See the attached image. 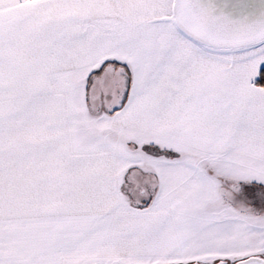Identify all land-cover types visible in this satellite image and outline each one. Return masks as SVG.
<instances>
[{
    "label": "snow or ice",
    "instance_id": "obj_1",
    "mask_svg": "<svg viewBox=\"0 0 264 264\" xmlns=\"http://www.w3.org/2000/svg\"><path fill=\"white\" fill-rule=\"evenodd\" d=\"M0 264H264V0H0Z\"/></svg>",
    "mask_w": 264,
    "mask_h": 264
}]
</instances>
